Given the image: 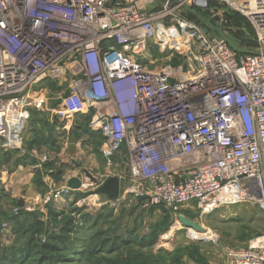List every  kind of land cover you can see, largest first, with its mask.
I'll use <instances>...</instances> for the list:
<instances>
[{
  "label": "built area",
  "instance_id": "2783aa9c",
  "mask_svg": "<svg viewBox=\"0 0 264 264\" xmlns=\"http://www.w3.org/2000/svg\"><path fill=\"white\" fill-rule=\"evenodd\" d=\"M210 1L0 0V153L21 149L55 83L66 92L50 121L67 132L88 119L106 153L123 152L135 202L177 216L245 202L264 212V54H237L181 16ZM212 1L263 38L264 0ZM150 44L169 53L164 65L148 63ZM225 264H264V235Z\"/></svg>",
  "mask_w": 264,
  "mask_h": 264
},
{
  "label": "rangeland",
  "instance_id": "374dc122",
  "mask_svg": "<svg viewBox=\"0 0 264 264\" xmlns=\"http://www.w3.org/2000/svg\"><path fill=\"white\" fill-rule=\"evenodd\" d=\"M207 14L217 29L238 38L244 50L264 54V34L262 39H258L244 23V19L248 22L244 16L218 2L210 3ZM229 15L237 18L236 21ZM231 46L236 48L233 42ZM159 51L154 44L147 47L146 59L148 63H153V67L167 62L169 53L161 54ZM41 91L47 98V105L41 110H31L21 149L11 151L9 155L0 153V264L9 263L2 260H6L5 250L14 245L13 225L7 220L18 213L19 209L14 204L17 200L23 201L22 207L17 205L20 209L41 214L39 218L44 222H47L48 208L58 212L70 210L73 206L81 211L82 216L92 219L101 215L105 217L111 210V216L107 223H102V228L113 221L116 225L117 219L119 230L138 226L137 236L151 234L152 238L158 232L154 244L141 250L142 255L147 257V264H225L229 251L245 248L251 239L264 235V212L253 202L222 206L208 214H202L195 207H186L180 215L201 226L203 231L200 233L182 227L177 215L167 209L163 208L170 214L159 207L136 205L132 194L127 191L132 184L123 158L106 153L102 137L88 131H76L75 128L83 120H74L68 133L62 130V124H58L59 132L55 130V122L50 121L49 116L57 109L66 88L52 90L43 87ZM34 140L39 146L31 143ZM27 166L30 168V179L24 180L19 177L18 174L22 173L18 169ZM112 177L120 180L117 200L96 193L100 184ZM70 178L80 179L82 188L76 191L68 189L66 183ZM80 214L75 216L77 220ZM77 224L78 227L84 226L83 221ZM50 228L58 233V228ZM189 230L193 236L189 235ZM87 234L79 238L84 240ZM68 258L62 259L68 260L62 264H121L116 253L91 255L78 252ZM9 260H21V257H10ZM30 260L27 264H33L34 259Z\"/></svg>",
  "mask_w": 264,
  "mask_h": 264
},
{
  "label": "trees",
  "instance_id": "16d2710c",
  "mask_svg": "<svg viewBox=\"0 0 264 264\" xmlns=\"http://www.w3.org/2000/svg\"><path fill=\"white\" fill-rule=\"evenodd\" d=\"M163 1V0H160ZM216 1H210L208 8L205 10L197 8H184L182 10L183 17L195 22L201 27L203 31L210 35H216L222 37L226 40L228 46L235 51L237 54H255L253 52H248L241 47V42L238 38L231 37L219 29H217L212 23L209 15L207 14L210 10V3ZM237 17L241 18L239 15ZM235 21L237 18L233 16ZM244 23L254 34L249 23L244 19ZM236 45V48L231 46V43ZM172 65H177L180 63V59L175 57L171 61ZM46 87L50 89L57 90L58 87L55 83L46 82ZM77 121L83 120L81 125H77L76 131L81 130L82 132H90L87 128L88 119L77 118ZM56 125V123H54ZM54 125V127H55ZM71 130V132H73ZM92 133V132H90ZM97 134V133H92ZM99 135V134H98ZM33 143L34 146H39V144ZM14 153V152H13ZM1 155H9V152L3 153ZM16 208H18V213L11 215L7 222L11 223L12 232L15 234L14 245L5 250V259L2 262H9L8 264L19 262V264H27L32 260L33 264H59L67 263L69 259L68 256L73 253H83L88 252L91 255L97 254H112L116 253L118 255V262L121 264H147V257L143 256L141 250H145L151 247L155 242V235L151 238L150 235L137 236L139 227L132 225L131 227L120 229V223L116 219L110 224H106L105 228H102V223H107L108 218L111 216V210H108V214L105 217L99 216L96 218H90L87 216H82L81 211L72 208L70 210H60L55 211L52 209H47V222L42 221L39 217L41 214L37 212L27 213L20 209L16 201L14 202ZM136 205H142L140 202H136ZM165 213L170 214L169 211H165L163 207L158 206ZM80 214L79 220L75 218L76 215ZM78 221H83L84 226L78 227ZM50 227L58 228V233L51 230ZM20 231H17V229ZM84 240L79 237L86 235ZM44 237V239H42ZM86 242V243H85ZM136 250V251H135ZM10 257H21V260H9Z\"/></svg>",
  "mask_w": 264,
  "mask_h": 264
},
{
  "label": "water",
  "instance_id": "95a60500",
  "mask_svg": "<svg viewBox=\"0 0 264 264\" xmlns=\"http://www.w3.org/2000/svg\"><path fill=\"white\" fill-rule=\"evenodd\" d=\"M85 175L87 178H89V174L87 172H85ZM66 186L68 189L76 191L82 188V182L80 179L78 178H70L67 183ZM96 193L102 196H106L108 199L110 200H117L119 193H120V180L119 178L116 177H112V178H108L106 181H104L102 184H100V186L96 189ZM147 199L146 196H138L137 200L138 201H145ZM16 204L19 207L23 206V201L22 200H17ZM177 220L180 222L181 226L186 228V229H190L194 232H202L203 228L199 225H197L195 222L187 219L186 217H184L183 215H178L177 216Z\"/></svg>",
  "mask_w": 264,
  "mask_h": 264
},
{
  "label": "crops",
  "instance_id": "0c3cea01",
  "mask_svg": "<svg viewBox=\"0 0 264 264\" xmlns=\"http://www.w3.org/2000/svg\"><path fill=\"white\" fill-rule=\"evenodd\" d=\"M73 127H75L76 125H72ZM70 127H71V125H70ZM55 130L57 131V132H59V125L56 123V125H55ZM70 130V129H69ZM64 132H66V131H64ZM69 131H67L66 133H68ZM96 135H98V134H96ZM100 136V135H99ZM101 137V136H100ZM121 158H123L124 159V156H123V152L122 153H120V154H118ZM124 161V160H123ZM19 171H21V173L22 174H18L19 175V177L21 176V177H23V179L24 180H28V179H30V174H28V172H30V168L27 166V167H24V168H19L18 169ZM28 174V175H27Z\"/></svg>",
  "mask_w": 264,
  "mask_h": 264
}]
</instances>
